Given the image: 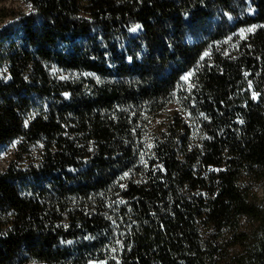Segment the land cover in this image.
Segmentation results:
<instances>
[{
    "label": "trees",
    "instance_id": "16d2710c",
    "mask_svg": "<svg viewBox=\"0 0 264 264\" xmlns=\"http://www.w3.org/2000/svg\"><path fill=\"white\" fill-rule=\"evenodd\" d=\"M22 1L0 264H264V0Z\"/></svg>",
    "mask_w": 264,
    "mask_h": 264
},
{
    "label": "rangeland",
    "instance_id": "374dc122",
    "mask_svg": "<svg viewBox=\"0 0 264 264\" xmlns=\"http://www.w3.org/2000/svg\"><path fill=\"white\" fill-rule=\"evenodd\" d=\"M0 5L2 6H5L6 8H13L15 10H21L23 12L27 11L28 10V6L23 3L22 0H6L4 3H0ZM238 6H239V9H240V13L241 15H246V14H249V15H252L253 14V9L251 8V5H250V1L249 0H240L238 1ZM7 22H9V20H6ZM5 24L4 23H0V28ZM8 24V23H7ZM134 27V26H133ZM131 35H139L141 32H140V28L136 29L135 31H129ZM169 109H173L172 107H169ZM161 118H156L154 121H153V126H156L158 125V122L160 121ZM14 146V145H12ZM11 147L7 146V145H3L2 148L0 149V171L2 169H4L6 167V164L8 162V159H9V154L11 153ZM33 264H37V263H33ZM87 264H104V262L102 261H92V262H89Z\"/></svg>",
    "mask_w": 264,
    "mask_h": 264
},
{
    "label": "snow or ice",
    "instance_id": "6c2138e0",
    "mask_svg": "<svg viewBox=\"0 0 264 264\" xmlns=\"http://www.w3.org/2000/svg\"><path fill=\"white\" fill-rule=\"evenodd\" d=\"M140 27H141V26L137 24V25H135V26L131 29V31H135L136 29H138V28H140ZM255 27H256V26L253 25V26H251V27L248 28V29L241 28V29H240V32H241V34H243L245 31H252V30H254ZM204 55H207V53L205 52ZM128 59L131 60V57H129ZM183 78H185V77H182V79H183ZM65 95H67V93H65ZM257 95H259V94L253 92V98H256ZM26 123H27V122H26ZM125 175H127V173H125ZM68 243H71V241H68Z\"/></svg>",
    "mask_w": 264,
    "mask_h": 264
}]
</instances>
